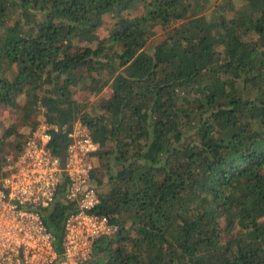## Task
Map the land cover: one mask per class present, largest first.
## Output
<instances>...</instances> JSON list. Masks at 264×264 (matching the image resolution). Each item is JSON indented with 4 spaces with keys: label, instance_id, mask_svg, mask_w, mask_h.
Segmentation results:
<instances>
[{
    "label": "trees",
    "instance_id": "1",
    "mask_svg": "<svg viewBox=\"0 0 264 264\" xmlns=\"http://www.w3.org/2000/svg\"><path fill=\"white\" fill-rule=\"evenodd\" d=\"M39 113L98 144L78 264H264V0H0V176Z\"/></svg>",
    "mask_w": 264,
    "mask_h": 264
},
{
    "label": "built area",
    "instance_id": "2",
    "mask_svg": "<svg viewBox=\"0 0 264 264\" xmlns=\"http://www.w3.org/2000/svg\"><path fill=\"white\" fill-rule=\"evenodd\" d=\"M53 131L65 135L64 167ZM97 149L81 122L67 128L39 119L0 176V264H78L94 238L112 232L109 217L95 211L99 194L91 171ZM58 201L69 208L59 250L43 215Z\"/></svg>",
    "mask_w": 264,
    "mask_h": 264
},
{
    "label": "rangeland",
    "instance_id": "3",
    "mask_svg": "<svg viewBox=\"0 0 264 264\" xmlns=\"http://www.w3.org/2000/svg\"><path fill=\"white\" fill-rule=\"evenodd\" d=\"M108 21H109V20H108ZM99 33H100L101 36L107 35V31H106V30H103V29H101V30L99 31ZM161 34H162V31L160 30V31H158V32L154 35L153 38H157V37H159ZM109 91H110V90H109L108 88H106V89L103 90V94L106 96V95L109 94ZM5 115H6V113H5ZM5 115H4V116H5ZM4 116H2V114H0V118H2V117H4ZM41 118H42V115L39 113L37 119L39 120V119H41ZM95 164H96V163H95Z\"/></svg>",
    "mask_w": 264,
    "mask_h": 264
},
{
    "label": "water",
    "instance_id": "4",
    "mask_svg": "<svg viewBox=\"0 0 264 264\" xmlns=\"http://www.w3.org/2000/svg\"><path fill=\"white\" fill-rule=\"evenodd\" d=\"M57 139H58V141H59V143H60V147H61V149H60V156H61V160H62V166L64 167V165H65V151H64V143L62 142V140L61 139H59V137H57Z\"/></svg>",
    "mask_w": 264,
    "mask_h": 264
},
{
    "label": "clouds",
    "instance_id": "5",
    "mask_svg": "<svg viewBox=\"0 0 264 264\" xmlns=\"http://www.w3.org/2000/svg\"><path fill=\"white\" fill-rule=\"evenodd\" d=\"M56 137H59V139H61V137L59 136V135H56ZM57 139V138H56ZM58 140V139H57ZM62 140V139H61ZM59 142V141H58ZM62 142H63V140H62ZM64 143V142H63ZM59 149H61V147H60V143H59ZM64 151H65V149H64ZM59 154H60V151H59ZM66 154V153H65ZM66 156V155H65ZM96 165H97V162H96Z\"/></svg>",
    "mask_w": 264,
    "mask_h": 264
}]
</instances>
